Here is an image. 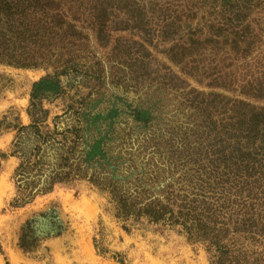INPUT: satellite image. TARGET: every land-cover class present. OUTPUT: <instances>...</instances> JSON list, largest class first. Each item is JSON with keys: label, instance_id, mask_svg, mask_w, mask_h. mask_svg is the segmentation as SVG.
Listing matches in <instances>:
<instances>
[{"label": "rangeland", "instance_id": "374dc122", "mask_svg": "<svg viewBox=\"0 0 264 264\" xmlns=\"http://www.w3.org/2000/svg\"><path fill=\"white\" fill-rule=\"evenodd\" d=\"M263 224L264 0H0V264H264Z\"/></svg>", "mask_w": 264, "mask_h": 264}, {"label": "trees", "instance_id": "16d2710c", "mask_svg": "<svg viewBox=\"0 0 264 264\" xmlns=\"http://www.w3.org/2000/svg\"><path fill=\"white\" fill-rule=\"evenodd\" d=\"M251 188V190H252V188H253V190H254V188H255V186H251L250 187ZM251 195V194H250ZM249 195V196H250ZM150 210V213H151V217L154 219V220H157V219H160L161 218V211H159V210H155V209H149ZM250 220H252V218L250 219ZM264 225V224H263Z\"/></svg>", "mask_w": 264, "mask_h": 264}]
</instances>
